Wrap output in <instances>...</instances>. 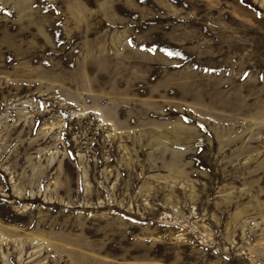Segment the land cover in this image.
<instances>
[{"label":"rangeland","instance_id":"obj_1","mask_svg":"<svg viewBox=\"0 0 264 264\" xmlns=\"http://www.w3.org/2000/svg\"><path fill=\"white\" fill-rule=\"evenodd\" d=\"M0 264H264V0H0Z\"/></svg>","mask_w":264,"mask_h":264}]
</instances>
